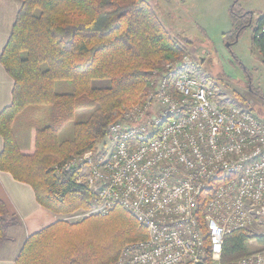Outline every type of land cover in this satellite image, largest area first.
Returning <instances> with one entry per match:
<instances>
[{
	"label": "trees",
	"instance_id": "trees-1",
	"mask_svg": "<svg viewBox=\"0 0 264 264\" xmlns=\"http://www.w3.org/2000/svg\"><path fill=\"white\" fill-rule=\"evenodd\" d=\"M20 1L1 55L14 86L11 104L0 113L4 140L0 169L30 184L41 205L63 216L92 208L96 202L88 185L80 182L77 168L58 175L56 166L84 152L99 153L108 125L122 118L125 103L137 98L144 80L164 69L163 63L189 53L191 40L169 30L147 0ZM237 1L225 40L236 43L245 29L253 27L252 39L264 64V13L254 19V11L235 8ZM102 79L110 84L93 85ZM58 80L71 81L73 90L58 93ZM32 105H50L51 122L33 128L30 145L22 146L14 122ZM69 121L74 122L73 137L62 138ZM9 217L0 200V242L7 239ZM146 237L147 231L131 212L117 206L105 216L93 214L77 223L60 218L30 235L15 262L111 264L123 244ZM249 237L245 230L226 235L223 260L246 254ZM205 242L209 250L207 235Z\"/></svg>",
	"mask_w": 264,
	"mask_h": 264
},
{
	"label": "built area",
	"instance_id": "built-area-1",
	"mask_svg": "<svg viewBox=\"0 0 264 264\" xmlns=\"http://www.w3.org/2000/svg\"><path fill=\"white\" fill-rule=\"evenodd\" d=\"M203 58L169 61L144 102L108 125L99 153L56 166L77 168L94 194L83 215L120 206L147 231L111 264H264V119L228 102L201 75ZM239 230L247 252L224 261V239Z\"/></svg>",
	"mask_w": 264,
	"mask_h": 264
},
{
	"label": "rangeland",
	"instance_id": "rangeland-1",
	"mask_svg": "<svg viewBox=\"0 0 264 264\" xmlns=\"http://www.w3.org/2000/svg\"><path fill=\"white\" fill-rule=\"evenodd\" d=\"M147 1L157 7L155 9L164 19V24L168 29L176 27L178 18L181 20V27L185 31L179 36L191 40L188 51L204 57L202 65L204 68L201 75L221 89L222 95L228 102L251 109L255 112L254 114L264 119V64L260 61L259 51L252 39L254 29L253 27L245 29L236 39L237 42L233 44H228L229 42L224 37V33L232 29L230 11L235 0ZM235 8L254 11L256 19L264 13V0H240L237 1ZM173 15L175 17H172ZM167 63L169 62L163 64ZM149 78L144 80L145 86L137 98L125 103L123 112L144 102L147 98V87L152 79ZM92 83L96 87H105L110 84L106 79L94 80ZM55 85L58 93L66 94L73 90L71 81L58 80ZM51 113L50 105H32L21 113L14 122V130L19 144L30 145L32 129L50 124ZM73 123L69 121L66 125L60 134L62 138L73 137ZM68 128L70 131L67 130ZM98 146L100 150L103 148L102 144ZM90 209L80 208L72 213L59 216L69 223H77L93 215H83Z\"/></svg>",
	"mask_w": 264,
	"mask_h": 264
},
{
	"label": "crops",
	"instance_id": "crops-1",
	"mask_svg": "<svg viewBox=\"0 0 264 264\" xmlns=\"http://www.w3.org/2000/svg\"><path fill=\"white\" fill-rule=\"evenodd\" d=\"M20 7V0H0V113L11 104L13 99L14 80L2 64L1 55L2 49L10 38L13 23L16 21ZM155 8L157 9V7ZM159 16L164 24V19L160 14ZM177 21L176 27H171L169 30L175 34H181L185 30L181 27V20L178 18ZM3 147L4 140L0 135V153ZM0 200L6 204L10 216L7 239L0 242V264H16L15 261L26 239L59 220L60 216L38 202L35 191L30 184L16 180L10 172L1 169Z\"/></svg>",
	"mask_w": 264,
	"mask_h": 264
},
{
	"label": "water",
	"instance_id": "water-1",
	"mask_svg": "<svg viewBox=\"0 0 264 264\" xmlns=\"http://www.w3.org/2000/svg\"><path fill=\"white\" fill-rule=\"evenodd\" d=\"M251 12H253V11H251ZM228 44H231V43H228ZM197 264V263H196ZM198 264H203L202 262H198Z\"/></svg>",
	"mask_w": 264,
	"mask_h": 264
}]
</instances>
